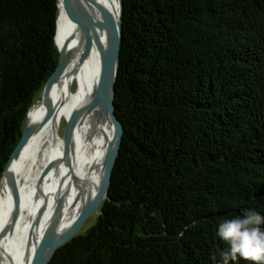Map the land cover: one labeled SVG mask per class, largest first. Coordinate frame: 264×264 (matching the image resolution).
Wrapping results in <instances>:
<instances>
[{"label":"trees","instance_id":"trees-1","mask_svg":"<svg viewBox=\"0 0 264 264\" xmlns=\"http://www.w3.org/2000/svg\"><path fill=\"white\" fill-rule=\"evenodd\" d=\"M57 17L0 0V179L59 63ZM114 105L108 198L50 264H264L217 235L264 216V0H123Z\"/></svg>","mask_w":264,"mask_h":264},{"label":"bare ground","instance_id":"bare-ground-1","mask_svg":"<svg viewBox=\"0 0 264 264\" xmlns=\"http://www.w3.org/2000/svg\"><path fill=\"white\" fill-rule=\"evenodd\" d=\"M103 1L118 20L120 0ZM95 16L102 22L101 37L107 47L113 24L107 17ZM55 39L61 53L60 68L47 92H42L35 108L28 111L27 123L35 128L0 179V227L14 207V182L22 196L16 228L0 237V264H32L36 238L48 232L62 233L70 227L98 191L109 144L115 136L104 101L92 105L101 75L100 50L94 42L83 55L85 36L62 6ZM78 108L80 113L68 149L66 138L58 137L59 124Z\"/></svg>","mask_w":264,"mask_h":264},{"label":"water","instance_id":"water-1","mask_svg":"<svg viewBox=\"0 0 264 264\" xmlns=\"http://www.w3.org/2000/svg\"><path fill=\"white\" fill-rule=\"evenodd\" d=\"M58 4V14L60 6H62L64 12L69 16L72 21L81 28L83 35L85 36V44L83 49V55H86L91 49L93 43L95 42L101 53V75L99 84L95 90V98L92 105L103 100L106 108V113L114 124L115 136L112 142L109 144V148L106 156V164L104 174L99 185L98 191L95 196L87 203L82 209L80 215L75 219V221L62 233L48 232L38 239H35V252L33 256L32 264H50V259L52 258L55 251L65 244L68 240L72 239L78 231L82 228L84 223L99 210L100 206L103 204L105 199L108 198V191L110 187L111 177L114 165L119 155L120 146L123 136V125L118 119L115 112L114 97H115V81L118 73L119 62H120V48L122 41V13H123V0H120V15L119 19L116 20L109 10V7L103 0H57ZM107 17L113 25L111 30V36L108 40V46H104L102 42L101 32H102V22L98 16ZM58 19V17H57ZM56 40V39H55ZM57 44V42H56ZM58 46V45H57ZM59 50V63L50 75L46 84L43 88V93L47 92L49 89L51 80L54 74L60 68L61 53ZM80 113V109H75L69 118H66L67 124L64 131V137L67 140V148L69 149L74 135V129L76 120ZM34 126H30L27 122L23 130L22 137L18 142L16 148L14 149L11 157L7 163L11 161L15 153L20 149V147L29 138L34 130ZM54 163L51 162L45 167V172ZM6 165V167H7ZM5 167V169H6ZM42 210V207L38 209L34 220L31 231H34L35 224L38 216ZM22 211V196L18 189V185L14 182V207L7 219L4 221L0 227V237L9 232V230H14L20 219Z\"/></svg>","mask_w":264,"mask_h":264},{"label":"clouds","instance_id":"clouds-1","mask_svg":"<svg viewBox=\"0 0 264 264\" xmlns=\"http://www.w3.org/2000/svg\"><path fill=\"white\" fill-rule=\"evenodd\" d=\"M264 216L255 211L244 210L242 215L222 220L217 235L229 245L233 258L239 255L244 260H264Z\"/></svg>","mask_w":264,"mask_h":264},{"label":"rangeland","instance_id":"rangeland-1","mask_svg":"<svg viewBox=\"0 0 264 264\" xmlns=\"http://www.w3.org/2000/svg\"><path fill=\"white\" fill-rule=\"evenodd\" d=\"M75 85V83H74ZM73 85V86H74ZM74 89V87L72 88ZM42 96V91L39 92L37 95H36V102L39 100V98ZM35 108V105L32 106L31 109H34ZM67 120L66 118H62L60 120V124H59V129H58V137L61 139V140H64V131H65V127H66V123ZM99 213V210L97 212H95L85 223L84 225L82 226V228L78 231L79 233H83L85 232L96 220V217H97V214Z\"/></svg>","mask_w":264,"mask_h":264}]
</instances>
